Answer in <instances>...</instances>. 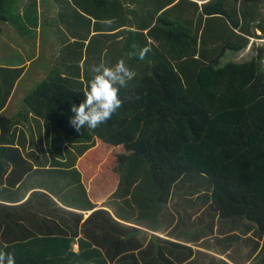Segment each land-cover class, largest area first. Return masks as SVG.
Instances as JSON below:
<instances>
[{"label": "trees", "instance_id": "trees-1", "mask_svg": "<svg viewBox=\"0 0 264 264\" xmlns=\"http://www.w3.org/2000/svg\"><path fill=\"white\" fill-rule=\"evenodd\" d=\"M14 1L17 8L0 0V35L11 14L23 16L33 2ZM131 1L132 9L125 0H53L76 40L63 47L54 71L35 84L16 116L2 112L24 69L0 66V250L12 253L15 264H185L190 248L154 238L145 246L141 228L161 230L186 175L204 188L187 197L208 198L186 209L185 219L209 207L212 221L246 220L264 235V68L256 58L221 62L227 50L243 49L247 38L236 30L249 33L250 22L240 17L251 18L252 8L245 4L239 15L233 0L202 6L158 0L144 13L141 0ZM145 47L144 60L128 55ZM121 59L136 73L121 89L123 106L95 130L76 131L71 107L86 99L90 66ZM34 119L45 132L28 138ZM35 138L59 150L53 166L33 164L47 154L34 149ZM97 142L132 152L117 158L118 173L105 169ZM79 157L90 192L80 182ZM50 173L74 179L60 188L40 184ZM102 196L108 200L97 209L91 199ZM83 211L93 213L86 219ZM199 234L184 239L197 241Z\"/></svg>", "mask_w": 264, "mask_h": 264}, {"label": "crops", "instance_id": "crops-1", "mask_svg": "<svg viewBox=\"0 0 264 264\" xmlns=\"http://www.w3.org/2000/svg\"><path fill=\"white\" fill-rule=\"evenodd\" d=\"M52 1L51 0L49 2V5L52 6ZM129 2H126L125 0V4L126 7L129 9L133 8V4L131 0H128ZM174 4H177L180 2V0H173ZM188 1H192L195 2L197 4H199L200 6L207 4L208 2H210L211 0H188ZM201 2V3H200ZM206 2V3H204ZM232 4L234 3L233 8L235 9V11L238 12V14L240 15L242 8L244 7V5H249L252 8V16L250 18V16L244 18V17H240V22L241 24H247L250 22V27H249V33L245 34V33H241L239 31V29L236 30L237 34L240 36H244L247 38V41L245 43V45H243V49H241L240 51L237 52H233L231 50H227L223 56V58L221 59V62L223 65L229 63V62H236V63H242L245 61H250L254 58H256L257 61H261L262 63V67L264 68V0H233L231 2ZM55 10V12H54ZM28 12V11H26ZM51 16L55 15V17H58V8L57 6H53L51 8ZM49 13V14H50ZM17 16L15 17V24L16 26L19 28L18 30H15V28H11L10 29V33L13 35V39L15 41V43L12 46V49L16 50L18 52L19 55H22V51H26V49H30V47L28 46V44L21 42V39H28V34H30L31 36L29 37L28 40L30 41H35L39 37H42L43 40L46 43V49L43 51H34L33 53H28V54H23V56L25 57L24 60L22 61H17V62H13V63H6L5 65H3L4 67H13L15 69H24L22 78H20V80L18 81L15 89L18 86H22L24 85L26 82H28L30 89L31 88H36L35 84H37V82L41 83L42 81H44L47 77L50 76V74L54 71V64L59 63V61H56V58L60 57L61 52L63 47H66L69 43L68 41L71 40V42H74L76 40V36L71 34L69 32V30H65L66 24H62V26H64L63 28H60L59 31L57 32V21L59 20V17L57 18L55 24H53L52 26H50L47 31L46 34H43L41 31L43 30V28H41V30H33V28H31L30 25L27 24V22L29 23H33V19L31 20H26L25 17V13L22 15H20V13L16 14ZM52 18V17H51ZM251 19V21H250ZM44 24V23H43ZM95 25V19L93 21V26ZM3 33L0 35V39L3 37V35L5 34V28L3 25ZM126 29H129L128 27ZM40 31V32H39ZM64 32L67 33V36L65 35V37H60L61 34H64ZM78 33V31H77ZM17 34H20L18 36L19 41H16L15 37L17 36ZM112 34V33H111ZM95 35V31H93L92 36ZM7 43V41H0V44L2 45V47H4L5 50V44ZM48 47H50L52 50L51 52H48ZM82 47V46H81ZM81 47L78 48V50L81 51ZM3 50V51H4ZM44 56L46 57V59H44L40 64H36L35 61H38L39 57ZM261 56L263 57V59L261 60ZM47 57H51L50 59H47ZM55 59V62H54ZM37 65V67L35 68V66ZM59 71H63L62 69L58 70ZM38 77H43L42 79L38 80ZM26 97V96H25ZM24 100V99H23ZM22 105V103L20 104ZM10 107V108H9ZM21 108V107H20ZM9 109V110H8ZM20 110V109H19ZM19 110L17 112H15V110L13 109V107L11 106V104L9 103L8 106L4 109V111L2 113H7V115L10 116H16L17 113L19 112ZM0 112V115L2 114ZM27 131V137L31 138V136L36 135V137H41L39 134V132H45V128L44 125L42 126H38V123L36 121V119H34V121L31 123L30 127H28L26 129ZM44 147H45V151L47 152V154H41L42 155V162H39L40 166H46V167H51L55 164V161L57 162L58 160V156L57 154H59V152H57L58 150H56L55 154H53L54 149L52 148L53 143L48 144L47 142H44ZM30 147V146H29ZM57 153V154H56ZM84 157V156H83ZM82 157V158H83ZM81 158V159H82ZM80 159V161H81ZM80 161L78 163V167L80 166ZM34 165L37 166L36 162H33ZM80 167H79V171H80ZM81 172V180L80 182H82L88 189L87 183H86V177L84 172ZM88 192L89 189H88ZM49 193L51 196H55L54 194H52L51 192H47ZM57 195V194H56ZM58 196V195H57ZM60 196V195H59ZM100 197V196H97ZM106 197V196H105ZM194 197V196H192ZM192 197H189L190 199H192ZM91 198V195H90ZM104 198V196L101 197V199ZM56 199V198H55ZM98 199L95 200V198L92 197V201L98 206L97 209H102L101 205V201H104L105 198L103 200ZM58 204L60 203L61 206H64L66 208H70L69 206L64 205L63 203H61L58 199H56ZM69 200V199H68ZM101 200V201H100ZM174 206V208H173ZM96 210V209H95ZM187 211V212H186ZM179 212V213H178ZM85 212L83 211V214ZM93 212H88L85 213L86 215V219L89 218V216L92 214ZM185 213V214H184ZM187 213H189L188 210H180L178 209V207L175 205L174 203V198H171L167 208L164 211V214L162 215V219H163V226L161 228V230H159L158 232H153L151 230L145 229V228H141V237H145V239H143V242H147V244L151 241V239H161L164 242L165 241H169V242H173V244H178V245H182L183 247H187L190 248V251H192V253H188V257L186 259L185 263H191L194 262L196 263L195 259L196 256L198 255L200 258H204L205 255V261H207V258H210V264H248V260H241L240 259V253L242 251V249H245L246 246H250L248 247V251H250L251 246H253L254 244H256L257 242H253V240H250L248 242V240H246L245 238L250 237L249 233L252 231L251 230H247L245 234L240 235L239 233H235V232H231V230H225L224 228L221 227V222L219 220H214V225H210L209 228L212 229H208V233L207 234H199V237L196 236L197 241H193V240H187L188 237H185L186 239H184V233H193L195 229L194 228L195 225L199 224V225H205L208 223V221H205V219H198V220H194L192 218H195L197 215H199L200 213L198 212V214L196 215V213H194L193 215L190 213L189 215H191L190 219H185L183 220L184 215H188ZM167 216V217H166ZM165 217L169 218L170 220V224H167L165 222ZM175 218H182V219H178V221H181V231L177 232L176 234H179L181 237L178 238L176 236L175 233L172 232V226L174 224V222L176 221ZM177 222V221H176ZM175 222V224H176ZM238 223V222H237ZM203 231L202 229H198ZM229 234L233 235L235 234L236 237L239 238H244V240H246V243L244 240H240V241H236V244H229L227 240H225V237L228 236ZM149 235H152L148 238ZM166 239H165V236ZM148 238V241H146ZM244 241V244L242 243ZM242 245H241V244ZM254 243V244H253ZM238 244V246H237ZM258 250V249H257ZM254 250L251 252V258L254 257L253 255ZM199 263H204V261L202 259H200L198 261ZM198 264V263H197Z\"/></svg>", "mask_w": 264, "mask_h": 264}, {"label": "rangeland", "instance_id": "rangeland-1", "mask_svg": "<svg viewBox=\"0 0 264 264\" xmlns=\"http://www.w3.org/2000/svg\"><path fill=\"white\" fill-rule=\"evenodd\" d=\"M31 1H33L32 3H30ZM51 0H24V1H21V2H24L25 4H29L30 3V8L27 10L28 12H24L25 13V19L26 20H31L32 18L33 19V23H29L27 22L28 25L31 26V28H33V30H41V28H43V30L41 31L43 34H46V31L47 29L52 26L53 24H55L57 18L55 17V15H52L51 16V8L55 5L52 4L49 5V2ZM142 3H140V6L142 7V11L144 13H146L147 11L149 12H152L153 9H155L159 4L160 2L158 0H141ZM14 0H11V5L12 6H16V8L19 6V3H16L14 5ZM34 3V4H33ZM145 3H148L149 7L147 8V10H144V7H143V4ZM13 7V9H14ZM13 12V10H12ZM55 12V10H54ZM50 13V14H49ZM16 14L17 13H13L11 14L12 15V21L8 24H3L4 25V28H5V34L3 35V37L0 39V41H7V43L5 44V50H4V47H2V45L0 44V66H3L5 65L7 62L8 63H13V62H17V61H22L25 59V57L23 56V54H28V53H33L34 51H43L46 49V43L45 41L43 40L42 37H39L38 35V38L37 40L35 41H30L28 40L29 37L31 36L30 34H28V39H24L22 38L21 39V42H24L26 44H28V46L30 47V49H26V51H22V55H19L18 52L14 49H12V46L13 44L15 43L14 39H13V35L10 33V29L11 28H15V30H18L19 28L16 26L14 20H15V17H16ZM140 16V14H139ZM52 17V18H51ZM132 18V16H131ZM61 20H58L57 21V32L59 31L60 28H63L64 27L61 25L64 24L63 22H60ZM44 23V24H43ZM40 32V31H39ZM20 34H17V36L15 37L16 41H19V36ZM60 37H65V34H61ZM48 49V52H51L52 50L54 49H51L50 47L47 48ZM4 50V51H3ZM51 57H47V59H50ZM44 59H46V57L44 56H41L39 57L38 61H35L36 64H40ZM6 68H10V67H6ZM43 77H38V80L42 79ZM39 82H37L36 85H38ZM33 90V88L30 89V86L28 84V82H26L24 85H20L18 86L16 89L14 88L13 92H12V95L9 97L8 99V104L10 103L11 106L13 107V109L15 110V112H17L20 107H21V103H23V99L25 98V96L31 92ZM6 92V91H5ZM8 106V105H7ZM10 108V107H9ZM9 110V109H8ZM32 144H33V147L35 150H37L38 148H43L44 147V140H41V138H35V139H32L31 140ZM99 144H101L100 142H97L96 144V147L95 149H99L101 147L102 149V152L105 154V157L102 159L103 160V166L106 167L105 169H108V170H115L116 166H117V162H121V159H117V158H120V157H123L122 160L126 159L129 155H132V152L131 151H125L124 149L122 148H115L113 146H106L104 147L103 145L99 146ZM69 147H72L73 149H76V146H74L72 143L68 144ZM65 148V147H64ZM54 149V152L53 154H55V149L56 148H53ZM57 150V149H56ZM59 151V150H58ZM57 151V152H58ZM109 156H111L109 158ZM70 158V157H69ZM80 157H79V160L77 162V165L80 161ZM115 159V160H114ZM83 160V159H82ZM81 160V161H82ZM115 161V162H114ZM124 162V161H122ZM43 163V162H41ZM81 163V162H80ZM115 163V164H114ZM37 165H39V163H36ZM43 166V165H42ZM78 167V166H77ZM79 169V167H78ZM82 172H83V169H81ZM80 170V171H81ZM116 173H118V169L115 170ZM110 172V171H109ZM109 174V173H107ZM74 179L73 176H71V174L68 176V178H65L64 175H53V174H47L45 175L44 177H41L39 178V181H40V184L42 185H48V184H56V185H59L58 187L60 188L63 187V185H69L70 181H72ZM63 184V185H62ZM87 188V187H86ZM199 188V192H202L204 190V188L202 187V184L200 185L198 182H196L195 180L191 181L190 178H188V175H186L184 177V179L182 181H180L174 188V191H173V198H174V203L175 205L178 207V209L180 210H185V209H189L190 207L192 206H199L197 205L199 202H200V198H202L204 195H199V193H196L194 194L192 197V199H190L189 197L187 196H190V191H195ZM69 192L67 193V196H73L71 195V191L68 190ZM206 198H208V196H205ZM205 197H203V199H205ZM105 198L104 201H101ZM102 198L100 201H101V205L99 206H105V203L107 202L108 200V196L107 197H104ZM110 200V199H109ZM210 204V201L209 203ZM174 208V206H173ZM201 207H198V208H195V209H199ZM209 208V207H208ZM208 208L205 209V211H196V215L198 214V212L200 213L199 215H197L195 218H192L194 220H198V219H205V221H208L207 224L205 225H195L194 228H197L194 230V234H199L201 230H198V229H202L204 233L205 231H208V229H212V228H209V226L212 224L214 225V222L212 221L211 219V213L209 212H206V211H209ZM93 212V211H92ZM167 217V216H166ZM165 217V222L167 224H170V220L169 218H166ZM186 216L184 215L183 217V220ZM178 219H182V218H175V222L172 226V232L173 233H177V232H180L181 231V221H178ZM220 220L221 222V227L224 228L225 230H231V232H235V233H239L240 235H243L246 233L247 230H251L252 231L249 233V236L248 238H245L246 240H248V242L250 240H253V242H257L256 244H254L253 246H251V248L253 249H250V251H248V247L250 246V243H249V246H246L245 249H242L241 253H240V259L241 260H248V264H264V235L263 234H260L255 225L254 224H251L249 223L248 221L246 220H239V219H235L234 221L232 220H224V219H221L220 217L216 218L215 217V220ZM170 222V223H169ZM238 222V223H237ZM247 235V234H245ZM152 236V235H149L148 238ZM165 236V235H163ZM168 236V235H167ZM165 236V239L166 237ZM143 239H145V237H142ZM148 238L146 241H148ZM237 239V241H240V240H244V238H239V237H236L235 234L231 235L229 234L228 236L225 237V240L226 239H230L231 241H235L234 240ZM229 240V241H230ZM246 240L245 243H246ZM228 241V240H227ZM244 241L242 242L244 244ZM149 242V241H148ZM241 244V243H240ZM147 245V242H145V246ZM242 245V244H241ZM258 249V250H257ZM254 250L253 252V255L254 257L251 258V252ZM202 259L204 261V263H199L198 261ZM205 255H204V258H200L198 255L196 256V263L194 262H191V263H185V264H210V258L208 259L207 258V261H205ZM245 264V263H244Z\"/></svg>", "mask_w": 264, "mask_h": 264}, {"label": "clouds", "instance_id": "clouds-1", "mask_svg": "<svg viewBox=\"0 0 264 264\" xmlns=\"http://www.w3.org/2000/svg\"><path fill=\"white\" fill-rule=\"evenodd\" d=\"M149 51L150 49L145 47L138 52H129L128 55L144 60ZM89 71L92 75L89 89L84 92L86 99L79 106L73 104L71 107L74 115L70 124L78 132L84 128L95 130L107 123L123 106L121 89L127 88L136 76L123 59L113 66L101 61L91 65ZM0 264H15L14 255L0 250Z\"/></svg>", "mask_w": 264, "mask_h": 264}, {"label": "bare ground", "instance_id": "bare-ground-1", "mask_svg": "<svg viewBox=\"0 0 264 264\" xmlns=\"http://www.w3.org/2000/svg\"><path fill=\"white\" fill-rule=\"evenodd\" d=\"M201 3V2H200ZM204 3H206V2H204Z\"/></svg>", "mask_w": 264, "mask_h": 264}]
</instances>
